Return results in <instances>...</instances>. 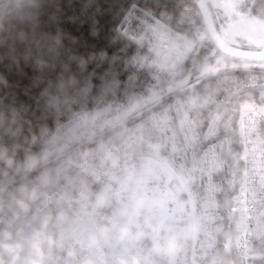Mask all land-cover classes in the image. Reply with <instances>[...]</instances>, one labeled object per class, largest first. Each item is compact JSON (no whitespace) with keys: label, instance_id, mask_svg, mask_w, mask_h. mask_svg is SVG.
<instances>
[{"label":"built area","instance_id":"1","mask_svg":"<svg viewBox=\"0 0 264 264\" xmlns=\"http://www.w3.org/2000/svg\"><path fill=\"white\" fill-rule=\"evenodd\" d=\"M32 2L0 0V22L6 14L18 16L19 7ZM115 30L135 43L136 50L128 62L137 70L146 69L148 77L141 88L125 90L118 99H102L53 125L41 135L31 154L8 168V178L0 181V264H13L31 247L28 234L34 221L79 258V253L93 242L92 235L80 231L65 240L54 227L73 233L78 212L87 210L119 179L116 161L129 159H144L173 173L194 207V264H223L220 238L225 223L220 202L228 182L222 134L224 110L193 116L184 99V92L201 86L208 77H213L216 84L202 89L199 95L209 90L236 97L234 129L242 165L237 186L229 197L233 211L230 253L239 264H256L249 250L264 232V68L209 67L190 79L180 80L176 88L168 91L175 98L156 105L159 90L167 88L177 75L193 43L164 24L153 9L136 2L122 13ZM221 79L226 80L225 84L220 83ZM149 107H155L150 113L153 143L138 130H129L119 134L107 151L99 147L78 150L90 139ZM124 186L121 194L132 188L136 194L151 195V190H139L137 179H127ZM173 213L171 207L166 209L167 215ZM150 219L135 208L131 225H148ZM155 241V237L151 238V244Z\"/></svg>","mask_w":264,"mask_h":264},{"label":"trees","instance_id":"2","mask_svg":"<svg viewBox=\"0 0 264 264\" xmlns=\"http://www.w3.org/2000/svg\"><path fill=\"white\" fill-rule=\"evenodd\" d=\"M32 1L19 7L18 16L6 14L0 22V180L8 176L6 170L9 166L37 148L41 135L53 125L102 99H118L125 90H137L143 86L148 77L147 70H137L128 62L136 45L115 30L120 16L131 2L153 9L162 22L193 43L173 85L184 78H192L210 64L211 67H231L255 63L220 52L208 35L195 0ZM232 5L230 14L220 11L218 16L208 0L214 25L220 33V24L231 19L264 21V0H241ZM227 42L240 48L264 50V46ZM209 86L210 79H207L196 89L184 92V99L193 116H206L210 111L224 110L222 134L225 137L224 154L228 159V182L220 202L225 223L220 238V257L223 264H239L230 253L229 243L233 217L229 197L237 186L242 165L234 129L236 97L209 90L199 95L202 89ZM154 108L149 107L113 126L78 150L101 147L107 151L119 134L129 130H138L153 143L155 137L150 113ZM143 161L131 159L127 163H119V170L125 164L137 167ZM174 182L173 196L179 181L175 179ZM181 189L177 197L186 200V190ZM118 204L119 201L113 197L95 208L90 206L86 211L78 212V225L73 233L67 234L56 226L55 232L60 238L70 240L77 232L88 228L83 218L90 217L94 235L95 230L100 231L109 224ZM153 228L152 220L149 225L131 228L124 239L128 244L130 240H135L142 246L141 251L147 253ZM28 237L31 250L41 257L43 264H93L95 257L91 252L95 248L92 249L91 244L77 258L36 221L31 223ZM97 240L103 243L102 248L97 249L101 250L98 260L111 261L109 255L104 258L111 244L105 245L101 237L94 236L93 241ZM191 249L193 251V238L190 237L177 247L179 256L173 264H194ZM249 253L256 264H264V232ZM129 254L131 256L132 252ZM157 255H160L157 258L159 264H167L165 254L157 251Z\"/></svg>","mask_w":264,"mask_h":264},{"label":"rangeland","instance_id":"3","mask_svg":"<svg viewBox=\"0 0 264 264\" xmlns=\"http://www.w3.org/2000/svg\"><path fill=\"white\" fill-rule=\"evenodd\" d=\"M213 1L217 3V6L214 7L215 8L214 10L218 16H220V13H219L220 11L221 13L225 11L229 14L233 11V5L228 0H210L212 6H214ZM246 19H249V18H246ZM224 23L220 24V28L222 24ZM224 36L232 40L231 37H229L228 33H225ZM229 39H226V40L229 41ZM185 41L190 42L186 38H185ZM234 44L258 46V47L264 46L263 42L253 43L252 41H249L246 43H234ZM263 63L264 62H259L257 64V62H255L253 66L264 68ZM244 65H248V64H244ZM209 67H211V64L208 65V68ZM169 89H172V88L170 87L166 88V90L168 91ZM129 165L130 164H125L121 167V171L119 170V172L121 173V176L119 175V178H121V180H124L125 178L128 177L129 179H132V180L133 179L139 180L140 181L139 190L140 191L151 190V195L145 196L143 194H136V192H134V189L131 188L129 191L130 194L122 193V194H125V200L129 199V202L126 205H139L140 209H143L144 206L142 205H145V206L159 205V207L162 209H166L168 206H170L177 211H175V214H173V217L171 219L172 221H169L168 226L165 225L164 223V225L162 226L161 234H158L157 229L155 227L153 228L152 230L153 234L150 235V237L151 236L156 237L157 241L156 243L151 244V241L149 239V246H148V248L150 249L149 252L143 253L141 251L142 246L139 245L135 240L133 241L130 240V243L128 244L124 239L125 234L128 232H126L124 235L120 237L119 236L117 237V239L115 240L114 246H113V251L117 253L118 256L125 257V258H122L123 264H159L157 261V258L160 255H157V251L159 254L160 253L165 254L167 264H173L176 258L179 256L176 250L177 247L192 235V232L194 229V222H195L194 207H193V204L191 203V198L189 196H187L186 198V201H188L190 204L188 209H186V206L184 207L181 203H179L180 201L177 197L179 196L178 192L182 190L181 187L184 189L181 183H178L175 189V196L172 195V192H173L172 185L175 184L174 182L175 178H173V173L167 167L158 165L155 163H148L147 161L138 163L137 167H135L134 165L133 166H129ZM118 184L121 187V184L120 183ZM124 187L125 186L123 185V188ZM120 195H121V192H120ZM180 207H183V208H180ZM179 210L181 214H183L186 218L183 223H181V220L176 219V217L178 216L176 213ZM86 219L87 217L83 218V220L86 221V223H88V220ZM83 231L89 232L87 227L84 228ZM103 232H104L103 229L100 231H97L96 232L97 235L95 234V236L97 238L98 237L102 238ZM92 236L94 238L93 234ZM97 241L96 242L93 241V243L91 244L92 249L95 248L94 250H92L93 252H91V255L95 257L92 262L94 264H106L107 262L104 259L98 260V256L100 255L101 250L98 251L97 249H101L103 243L99 241L97 242ZM31 247L27 249L26 251H23L20 257L17 260H15L13 264H43L41 263V261H43L41 257L37 255L34 251H32ZM129 252H132L131 256ZM192 253L193 251L191 249V254ZM191 261H193L192 255H191Z\"/></svg>","mask_w":264,"mask_h":264},{"label":"crops","instance_id":"4","mask_svg":"<svg viewBox=\"0 0 264 264\" xmlns=\"http://www.w3.org/2000/svg\"><path fill=\"white\" fill-rule=\"evenodd\" d=\"M213 5H214L213 7H215L217 6V3L213 1ZM220 30L223 34V37H225V39H229L226 36H224L225 33L229 34V37H231L232 39V40L229 39V41H231L232 43H246L249 41H252L253 43L256 42L264 43V21H259L255 19H246V18L232 19L222 24ZM120 188L121 187L117 182L112 184V186L109 189L101 193V196L93 203V205H91L92 208H95L101 204L108 202L113 197L116 199L117 196L116 194L118 193V190ZM179 201H180L179 203H181L184 207L187 205L186 209H188L190 205L188 201L186 200H179ZM128 202L129 199L125 200V197L123 201L121 202L119 201V204L117 205V211L115 212V214H113L110 217L109 224L105 225V227L103 228L104 232L102 239L105 245H108L109 243L111 244L110 250L108 251V253L105 254L104 257L106 258L107 255H109L111 261L107 262L106 264H123L122 258L125 257L118 256L117 253L113 251V246L117 237L124 235L127 232V230L130 229V224L133 219L135 208L140 207L139 205H126L128 204ZM142 206L144 207L141 210L152 217H155L156 215L155 212L158 211V215L160 216V219H154L153 222H154V227L157 229V232L160 231L158 232V234H161L162 226L164 225V223L167 226L169 225V220H167L169 215L166 214L165 209L160 208L159 205H148V206L142 205ZM176 214L178 215L176 219L181 220V223H183L184 220L186 219L185 216L181 214L180 210ZM90 219H91L90 217H87L88 231L89 233H92L91 228L93 226ZM96 232L97 231L95 230L94 236ZM194 232H195V222H194V229L192 235L190 236L191 238H193Z\"/></svg>","mask_w":264,"mask_h":264},{"label":"water","instance_id":"5","mask_svg":"<svg viewBox=\"0 0 264 264\" xmlns=\"http://www.w3.org/2000/svg\"><path fill=\"white\" fill-rule=\"evenodd\" d=\"M195 2L206 25L209 37L217 44L222 54L240 60L264 62V50L240 48L227 42L214 25L208 6V0H195Z\"/></svg>","mask_w":264,"mask_h":264},{"label":"bare ground","instance_id":"6","mask_svg":"<svg viewBox=\"0 0 264 264\" xmlns=\"http://www.w3.org/2000/svg\"><path fill=\"white\" fill-rule=\"evenodd\" d=\"M189 53V52H188ZM188 55V54H187ZM187 58V57H186ZM182 65V64H181ZM239 66H241V67H251V68H253V65L252 64H248V65H244V64H239ZM181 67V66H180ZM206 69H208V68H205V69H203V70H206ZM175 77H176V75L169 81V83H168V87H170V88H172V89H174V88H176L177 86H178V84H179V82L180 81H178L176 84H174L173 85V81H174V79H175ZM212 78L213 77H208V78H206V79H204V81H206L207 79H210V86L211 87H213L215 84H216V81H212ZM203 81V82H204ZM202 82V83H203ZM225 82H226V80L225 79H221L220 80V83L221 84H225ZM175 97H174V95H168V90H166V87H164V88H162V89H160L159 90V93L157 94V96H156V99L158 100L157 101V103H156V105H160V104H163V103H167V102H171L173 99H174ZM99 148H101V147H99ZM101 149H103V148H101ZM25 158V157H24ZM23 158V159H24ZM22 160V159H21ZM18 161H20V160H18ZM18 161H16V162H18ZM16 162H14L13 164H15ZM12 164V165H13ZM11 165V166H12ZM10 167V166H9ZM8 167V168H9ZM6 172L8 173V176H9V171H8V169L6 170ZM8 176L6 177V178H8ZM6 178H4V179H2V180H5ZM2 180H0V181H2ZM28 241L31 243V240L28 238Z\"/></svg>","mask_w":264,"mask_h":264}]
</instances>
